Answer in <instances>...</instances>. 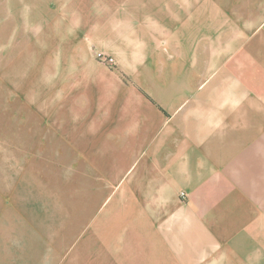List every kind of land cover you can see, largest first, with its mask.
<instances>
[{"label": "crops", "instance_id": "crops-1", "mask_svg": "<svg viewBox=\"0 0 264 264\" xmlns=\"http://www.w3.org/2000/svg\"><path fill=\"white\" fill-rule=\"evenodd\" d=\"M68 1L0 0V264H264V0L100 17L110 63Z\"/></svg>", "mask_w": 264, "mask_h": 264}, {"label": "rangeland", "instance_id": "rangeland-1", "mask_svg": "<svg viewBox=\"0 0 264 264\" xmlns=\"http://www.w3.org/2000/svg\"><path fill=\"white\" fill-rule=\"evenodd\" d=\"M75 0H70V3H72ZM212 2H216L217 4H223L231 6L233 12L238 11H244L243 15H246L247 13L251 12L252 9H255V5H250L254 2L256 3L257 0H211ZM53 0H25V6L24 10H26L27 13H29L31 7H33L35 4L38 7H43L48 9V7L51 5ZM195 3V0H76L74 2L73 9L70 8L69 1L66 5V11H62L58 13V21L65 23V18L68 20H71L69 23L74 27L73 30V37L71 40H68L64 45L58 44V52H60V49L63 53H73V54H79V53H89L90 56L92 55V59L96 62L98 61L96 55L98 54L97 49V40H96V28L98 19L101 17V21H110L113 20L116 22H136V21H143V17L145 14V10L143 9L145 6H159V5H179V6H185L190 9ZM208 4L207 0H202V4ZM249 5V6H247ZM241 17V15L239 16ZM67 21V20H66ZM88 23H87V22ZM81 22L86 23L88 27L83 29V31L77 32L75 30V27H78ZM106 55V54H105ZM108 56V55H106ZM100 62V61H98ZM144 60L137 61L138 66L144 65ZM42 181H49L47 173L42 174ZM73 195L79 196L80 190L79 189H73ZM184 196V195H183ZM77 239L79 240V237L76 238L73 242V246L71 247V253H66L63 256V259H65L66 256L72 255L74 260H79L78 256V246ZM72 240V239H71ZM67 242L69 240L67 239ZM42 245L46 246L48 245L47 240H42ZM149 247L151 248L154 255H158L159 253H162L166 248L164 247V244L160 242L158 235H151L149 237ZM49 250L51 248L49 247Z\"/></svg>", "mask_w": 264, "mask_h": 264}, {"label": "built area", "instance_id": "built-area-1", "mask_svg": "<svg viewBox=\"0 0 264 264\" xmlns=\"http://www.w3.org/2000/svg\"><path fill=\"white\" fill-rule=\"evenodd\" d=\"M96 57L101 61V62H104V63H107V62H112V60L110 59V58H108L107 56H105L104 54H102V53H98L97 55H96ZM182 196L184 195V194H181Z\"/></svg>", "mask_w": 264, "mask_h": 264}]
</instances>
